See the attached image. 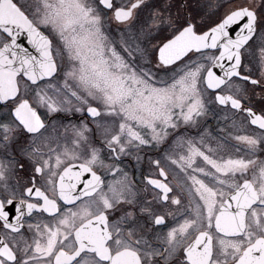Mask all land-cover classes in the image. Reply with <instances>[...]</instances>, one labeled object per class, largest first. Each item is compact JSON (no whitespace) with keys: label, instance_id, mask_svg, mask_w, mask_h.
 <instances>
[{"label":"snow or ice","instance_id":"snow-or-ice-1","mask_svg":"<svg viewBox=\"0 0 264 264\" xmlns=\"http://www.w3.org/2000/svg\"><path fill=\"white\" fill-rule=\"evenodd\" d=\"M0 264H264V0H0Z\"/></svg>","mask_w":264,"mask_h":264}]
</instances>
